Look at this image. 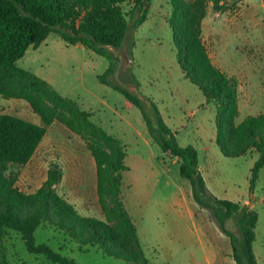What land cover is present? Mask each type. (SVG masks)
I'll return each instance as SVG.
<instances>
[{"label": "rangeland", "instance_id": "rangeland-1", "mask_svg": "<svg viewBox=\"0 0 264 264\" xmlns=\"http://www.w3.org/2000/svg\"><path fill=\"white\" fill-rule=\"evenodd\" d=\"M181 1L188 4L191 0ZM124 7L129 11L132 4ZM172 15L171 0H151L147 21L129 33L118 53L119 68L113 76L104 77L108 60L83 46L67 45L57 34H51L38 48H29L18 62L19 68L47 81L70 99L76 120L80 116L75 112L88 113L96 129L76 134L55 122L33 159L20 169L17 186L34 193L45 182L49 166L58 163L64 174L60 195L80 215L107 221L124 240L117 203H109L105 211L100 204L96 163L87 145V139L104 133L127 154L130 170L123 173L121 200L135 223L147 264H236L230 239L209 213L193 202L190 183L180 176L177 162L168 159L153 142L141 109L130 106L113 88L117 85L141 99L155 128L159 115L180 146L197 149L202 175L214 196L248 205L258 213L253 252L258 264H264V169L250 192L259 154L252 151L238 158L222 154L216 139L218 123L228 117L227 113H221L217 103L209 102L184 77L169 24ZM203 37L213 63L237 81L240 114L228 125L234 132L248 116L264 113V0H242L225 13L215 12L210 4ZM0 114L41 124L24 100L0 97ZM113 147L109 145L108 150L112 152ZM227 227L239 236L233 220ZM35 237L38 244L49 245L77 264H126L98 248L79 246L69 234L48 223ZM5 247L10 264H54L30 254L14 231H8Z\"/></svg>", "mask_w": 264, "mask_h": 264}, {"label": "trees", "instance_id": "trees-1", "mask_svg": "<svg viewBox=\"0 0 264 264\" xmlns=\"http://www.w3.org/2000/svg\"><path fill=\"white\" fill-rule=\"evenodd\" d=\"M241 1L191 0L187 4L171 0L173 15L169 24L184 77L209 102L217 103L221 113H227L228 117L218 123L216 139L222 154L229 158L246 156L252 151L259 154L250 180L253 193L264 169V113L248 116L236 125L234 132L229 131V123L240 114L237 81L213 63L203 37V22L210 4L215 12L225 13ZM125 4H132L129 11ZM150 8L151 0H0V97L26 101L41 120L37 125L0 114V264H10L5 247L8 231L21 236L30 254L43 256L54 264H77L49 245L37 243L36 231L45 223L69 234L81 247L98 248L126 264H147L135 223L121 200L123 173L130 170L127 154L108 135L99 133L96 138L87 139V145L96 163L100 204L105 211L109 203H117L124 240L118 238L107 221L80 215L60 195L63 171L58 163L49 166L45 182L34 193L23 192L17 186L20 169L31 161L55 122L76 134L96 129L88 113L74 111L80 116L76 120L71 114L70 99L62 97L47 81L19 68L18 62L30 47L38 48L54 33L67 45L83 46L108 60L104 77L113 76L119 68V51L129 33L147 21ZM113 88L130 106L141 109L151 139L168 159L177 162L180 176L190 183L193 202L207 211L221 233L230 239L236 264H258L253 252L258 213L248 205L214 196L202 175L197 149L180 146L159 115L155 128L139 97L123 87ZM111 144L112 152L108 150ZM229 220H233L239 236L227 227Z\"/></svg>", "mask_w": 264, "mask_h": 264}, {"label": "crops", "instance_id": "crops-1", "mask_svg": "<svg viewBox=\"0 0 264 264\" xmlns=\"http://www.w3.org/2000/svg\"><path fill=\"white\" fill-rule=\"evenodd\" d=\"M244 1H246V0H244ZM257 2H258V0H256ZM38 150V149H37ZM37 152V151H36ZM36 154V153H35ZM34 157V156H33ZM33 159V158H32ZM31 159V160H32ZM49 169V168H48ZM62 171H63V169H62ZM48 172V171H47ZM64 175V174H63ZM46 178H47V176H46ZM62 184V183H61ZM60 188V187H59Z\"/></svg>", "mask_w": 264, "mask_h": 264}]
</instances>
